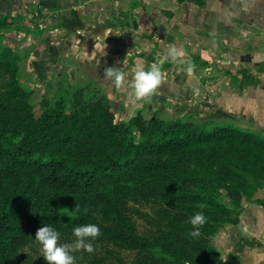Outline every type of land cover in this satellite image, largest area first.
Returning <instances> with one entry per match:
<instances>
[{
  "label": "trees",
  "instance_id": "16d2710c",
  "mask_svg": "<svg viewBox=\"0 0 264 264\" xmlns=\"http://www.w3.org/2000/svg\"><path fill=\"white\" fill-rule=\"evenodd\" d=\"M20 60L0 46V264H37L34 237L45 223L61 236L95 223V240L120 244L133 264H230L213 238L234 210L216 194L225 188L237 206L253 198L264 181L263 137L141 112L117 121L110 99L90 84L70 98L60 92L36 116ZM149 203L161 207L154 220L139 207ZM197 211L207 219L192 237Z\"/></svg>",
  "mask_w": 264,
  "mask_h": 264
},
{
  "label": "rangeland",
  "instance_id": "374dc122",
  "mask_svg": "<svg viewBox=\"0 0 264 264\" xmlns=\"http://www.w3.org/2000/svg\"><path fill=\"white\" fill-rule=\"evenodd\" d=\"M183 1L174 0L178 8H169L163 0H149L143 5L151 19L149 34H144L151 42L145 58L158 64L162 72L160 85L146 98L137 99L130 86L135 70H126L128 79L117 87L103 70L89 65L79 67L73 61L67 62L68 57L55 61L53 48L59 42L48 40L46 29L59 28V20L41 28L42 24L36 23L28 11L21 13L13 0H0V19L8 17L0 25V46L7 45L20 55V81L31 95L36 116L44 105H53L60 92L67 90L70 98L77 86L90 84L89 90L110 99L117 121H128L141 112L146 119L183 118L207 129L239 126L264 138V0H205L204 5L193 0L182 5ZM163 7L169 9L165 12L176 14L172 22L163 21L173 16L160 12ZM172 45L182 53L177 59L167 55ZM189 63L193 66L191 73L186 71ZM216 199L234 213L222 218L214 243L230 264H242L238 254L241 239L264 241V181L252 199L243 198L238 206L225 188ZM139 207L152 220L161 208L154 203ZM245 208L247 212L243 213ZM255 221L259 223L256 227L249 225ZM74 239L72 233L61 236L59 242ZM92 243L94 251L81 249L73 253L75 264H133L134 253L125 252L120 244L95 239ZM42 255L40 248L33 253L32 261H46ZM257 259L264 264V245Z\"/></svg>",
  "mask_w": 264,
  "mask_h": 264
},
{
  "label": "crops",
  "instance_id": "0c3cea01",
  "mask_svg": "<svg viewBox=\"0 0 264 264\" xmlns=\"http://www.w3.org/2000/svg\"><path fill=\"white\" fill-rule=\"evenodd\" d=\"M13 1L21 13L28 11L29 16L34 18L36 23H41V28H44L47 23L52 24L59 20V28L46 29L48 40L54 38L53 41L59 42V46L54 48L48 44L50 48H53L55 61L68 57L69 61L67 62L73 61L79 67L89 65L94 69L103 70V72L109 66L122 68L123 71H126L136 70L140 66L148 68L149 63L151 64L145 58L150 52L151 42L147 39L149 37L144 35L145 33L149 34L151 19L147 14L148 10L143 7V5L149 4V0ZM163 1L167 2L169 8L171 6L178 8L174 0ZM186 1L188 0H184L181 4L183 5ZM188 3L191 4L190 1ZM168 10L163 7L160 11L168 16L173 15L170 20H163L167 21L165 24L172 22L176 17V14L165 12ZM189 20L192 22L193 17L189 16ZM154 38L157 39L158 36L155 35ZM245 212H247V208L243 210V213ZM258 224L255 221L249 225L256 227ZM241 241L238 254L242 264H261L257 256L261 254L264 241L250 237H243Z\"/></svg>",
  "mask_w": 264,
  "mask_h": 264
},
{
  "label": "clouds",
  "instance_id": "9594fccd",
  "mask_svg": "<svg viewBox=\"0 0 264 264\" xmlns=\"http://www.w3.org/2000/svg\"><path fill=\"white\" fill-rule=\"evenodd\" d=\"M181 51L175 45L168 49L167 55L173 59L181 56ZM181 63H184L181 61ZM186 71L191 73L193 66L188 64ZM106 78L112 79L117 87L122 86L128 79V74L122 68L109 66L104 69ZM162 80L161 68L158 64L153 63L150 67H137L131 76L130 86L137 99L146 98L157 89ZM79 204L75 210H79ZM206 215L202 211H197L189 217V222L193 226L189 235L198 237L200 235V226L206 223ZM75 239L72 242H59L61 233L52 224L45 223L37 229L35 241H37L42 249L43 257L48 264H75L74 252L85 250L87 252L94 251L92 240L96 239L101 230L99 225L95 223H87L76 225L72 229Z\"/></svg>",
  "mask_w": 264,
  "mask_h": 264
}]
</instances>
